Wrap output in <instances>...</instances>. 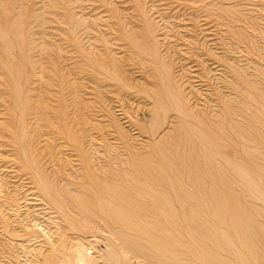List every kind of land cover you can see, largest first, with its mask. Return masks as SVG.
<instances>
[{"label":"rangeland","instance_id":"rangeland-1","mask_svg":"<svg viewBox=\"0 0 264 264\" xmlns=\"http://www.w3.org/2000/svg\"><path fill=\"white\" fill-rule=\"evenodd\" d=\"M0 264H264V0H0Z\"/></svg>","mask_w":264,"mask_h":264},{"label":"bare ground","instance_id":"bare-ground-1","mask_svg":"<svg viewBox=\"0 0 264 264\" xmlns=\"http://www.w3.org/2000/svg\"><path fill=\"white\" fill-rule=\"evenodd\" d=\"M133 167L135 168V169H134L135 171L137 170V174L140 173V171H139L140 169L138 170V168L136 167V165L133 166ZM168 181H169V180H168ZM108 189H112V188H108ZM114 189H115V188H114ZM116 189H117V188H116ZM118 190H119V189L116 190L117 192H116L115 190H113V193H110V194H112L111 197H114V196H115V198H117V197H118V198H122V197L124 198V195H126V196L129 197V195H127L125 191L123 192V191H120V190L118 191ZM111 192H112V191H111ZM119 195H121V196H119ZM107 198H108V196H107ZM109 198H110V197H109ZM107 204H110V203L107 202ZM101 208H102V210H103V212H104V210H105V206H101ZM101 208H100V209H101ZM113 211H115L114 208H112V209H111V208H110V209L107 208L106 211H105V212H106L105 215H106L108 218L110 217V219L115 220V219L119 218V215H118L116 212H115L114 214H111ZM91 213L94 214V216H98V214H99V213L96 212V211L91 212ZM99 216H100V215H99ZM112 216H113V217H112ZM114 216H115V217H114ZM88 217H89V216H88ZM85 218H87V217H85ZM87 219H88V218H87ZM90 219H91V218H90Z\"/></svg>","mask_w":264,"mask_h":264}]
</instances>
